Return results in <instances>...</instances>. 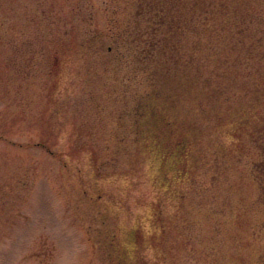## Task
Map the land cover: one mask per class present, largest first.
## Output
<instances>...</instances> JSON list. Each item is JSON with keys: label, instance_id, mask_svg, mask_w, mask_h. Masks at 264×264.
<instances>
[{"label": "rangeland", "instance_id": "374dc122", "mask_svg": "<svg viewBox=\"0 0 264 264\" xmlns=\"http://www.w3.org/2000/svg\"><path fill=\"white\" fill-rule=\"evenodd\" d=\"M137 4L0 0V264H258L259 154L235 121L260 113L234 88L193 124L156 117L170 143L144 151L120 46Z\"/></svg>", "mask_w": 264, "mask_h": 264}, {"label": "trees", "instance_id": "16d2710c", "mask_svg": "<svg viewBox=\"0 0 264 264\" xmlns=\"http://www.w3.org/2000/svg\"><path fill=\"white\" fill-rule=\"evenodd\" d=\"M137 6L120 43L130 74L126 84L141 75L147 89L136 98L141 108L134 115L145 127L137 143L161 153L170 141L168 127H159L162 137L152 135L156 117L164 123L171 111L180 112L191 124L196 106L216 107L234 88L243 90L250 100L241 115L257 109L260 119L234 121L252 127L259 160L251 173L264 206V0H138ZM97 49L100 42H94ZM185 143L186 138L172 143L177 146L170 157L182 153ZM167 158L164 151L161 166ZM258 264H264V250Z\"/></svg>", "mask_w": 264, "mask_h": 264}]
</instances>
